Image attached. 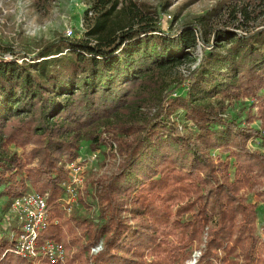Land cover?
Masks as SVG:
<instances>
[{
    "label": "trees",
    "instance_id": "obj_1",
    "mask_svg": "<svg viewBox=\"0 0 264 264\" xmlns=\"http://www.w3.org/2000/svg\"><path fill=\"white\" fill-rule=\"evenodd\" d=\"M29 1L37 8L47 3ZM86 1L79 37L59 36L32 55L0 46L1 193L10 199L29 182L45 195L49 216L38 244L70 234L79 246L78 264H183L188 244L205 232L195 264H213L219 250L220 264H264L254 205L239 191L257 184L255 167L264 175V154L246 147L250 137L264 144V134L218 115L226 100L245 96L259 100L264 120V25L239 33L200 20L170 31L146 5ZM195 61L176 85L169 84L168 73ZM184 79V92L172 96ZM177 110L193 130L180 129ZM83 141L120 158L108 177L94 181L100 206L114 214L98 227L76 214L63 218L57 201ZM11 145L23 148L24 157ZM215 148L233 158L219 163L220 178L209 156ZM127 209L137 219L133 226L122 217ZM0 234V264H56L16 254L1 214Z\"/></svg>",
    "mask_w": 264,
    "mask_h": 264
},
{
    "label": "rangeland",
    "instance_id": "obj_2",
    "mask_svg": "<svg viewBox=\"0 0 264 264\" xmlns=\"http://www.w3.org/2000/svg\"><path fill=\"white\" fill-rule=\"evenodd\" d=\"M132 1L137 6L146 5L164 30L174 31L183 23L199 22L200 20L211 27L229 26L239 33L264 25V0ZM89 8L90 4L86 0H47V3L40 8L34 7L29 0H0V46H5L17 54L24 55L27 53L32 55L43 45L59 36L79 37L83 33L84 12ZM68 30L71 31V36L66 34ZM196 52L200 54V47L197 48ZM4 57L11 58V55L7 53ZM196 64L197 61L180 66L168 73L166 78L169 84L171 86L176 85L180 77L186 76L188 70L196 67ZM182 81L180 89L174 90L171 94L172 96L184 92V85L187 84V80L184 79ZM258 102L259 100L245 96H240L231 101L226 100L224 102L226 108L222 114L218 115L222 116L221 120L235 118L242 126L256 128L264 134V120L260 117L262 107ZM173 116L180 122V129L185 131L194 129L190 122L185 123L180 110H177ZM246 147L248 150H259L264 154V144L260 138L250 137L247 140ZM9 148L15 150L19 157H24L23 148L15 145H11ZM209 156L213 160L216 167L215 172L220 178L217 169L219 163L226 160L232 162L233 158L228 156V152L219 148L211 149ZM119 160V156L105 146L91 149L88 141L81 143L77 159L67 165L68 172L69 166L72 165L78 169L76 172H78V179L81 180L80 185H73L75 196L69 199L71 203H65V200L67 201L69 198L66 192V195L64 194L57 199L60 203V208L64 209L63 218L76 214L81 218L87 219L93 227H98L100 226L99 223L113 218L112 209L106 208L103 210L100 206L94 181L108 177L116 168ZM228 173L230 177H234L233 166L228 168ZM251 175L255 177L253 180L257 181V184L252 187L246 185L240 188L239 191L247 203L254 205L256 234L259 241H262L264 238V175L261 174L258 167H255ZM67 179L69 180L68 176ZM25 183L26 186L20 193L34 191L29 182ZM64 183L65 181L62 182L63 187H65ZM2 189L3 186H0V205L4 203L6 209L0 207V214L8 215L9 220L13 221L15 216L7 212V205L11 204L13 198L19 193L9 199V197L7 198L1 193ZM186 201L187 197H184L181 202L184 203ZM181 202L173 205L171 212L174 213L176 206L182 204ZM121 214L129 225L133 226L136 224L137 219L132 216L129 209L124 210ZM186 217L187 215H181L179 219L183 220ZM19 232L14 230L13 235L17 237ZM76 233L79 234V232ZM168 238L174 239L171 235ZM84 242L85 239L82 240L81 244ZM205 242L206 232L200 240H195L188 244L185 252H189V255L183 264H195L204 249ZM59 243L64 246L66 251V261L63 264H78L80 257L76 256V252L79 246L70 241V234H66L63 241ZM101 245L100 241L96 245L90 246L87 253L89 255L96 253L101 248ZM221 255L223 256L224 252L219 250L218 259H211L213 264H220ZM144 258L151 262L153 257L146 254ZM237 260L241 262L240 258H237ZM254 264L260 263L254 262Z\"/></svg>",
    "mask_w": 264,
    "mask_h": 264
},
{
    "label": "built area",
    "instance_id": "obj_3",
    "mask_svg": "<svg viewBox=\"0 0 264 264\" xmlns=\"http://www.w3.org/2000/svg\"><path fill=\"white\" fill-rule=\"evenodd\" d=\"M66 34L71 36V31L68 30ZM76 171H78L76 167L69 166V180L64 183V194L67 193L69 198L67 201L63 199L65 203H71L69 199L75 196L73 185L81 182ZM7 212L13 214L15 218L10 221L8 215L1 214L2 227L9 239L14 240L13 251L16 254L32 259L46 257L56 264L65 263L66 251L61 243L46 240L39 245L37 241L38 232L44 229L49 216L44 195L35 191H24L13 198L7 207ZM14 230L20 231L17 237L13 235Z\"/></svg>",
    "mask_w": 264,
    "mask_h": 264
}]
</instances>
